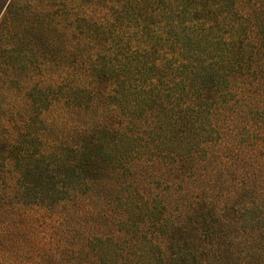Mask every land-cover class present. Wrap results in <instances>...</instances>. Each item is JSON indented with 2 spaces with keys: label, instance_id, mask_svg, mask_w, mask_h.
<instances>
[{
  "label": "trees",
  "instance_id": "obj_1",
  "mask_svg": "<svg viewBox=\"0 0 264 264\" xmlns=\"http://www.w3.org/2000/svg\"><path fill=\"white\" fill-rule=\"evenodd\" d=\"M17 1L0 58L33 26ZM37 1V54L11 46L37 57V110L0 143V264H191L189 224L240 203L262 241L264 0Z\"/></svg>",
  "mask_w": 264,
  "mask_h": 264
},
{
  "label": "rangeland",
  "instance_id": "obj_2",
  "mask_svg": "<svg viewBox=\"0 0 264 264\" xmlns=\"http://www.w3.org/2000/svg\"><path fill=\"white\" fill-rule=\"evenodd\" d=\"M17 2L16 9L19 8L22 14L27 17L25 23H31L33 26L29 28L18 26L15 28L17 31L15 35L12 32L13 36L3 39L7 48L2 51V58H0V101L2 100L1 103H4L2 104L3 111H0V143L4 140L5 131L9 127H14L16 134L25 131L24 119L26 115H31L37 110L34 107L26 108V94L23 90L28 77L23 66L31 60L35 66L32 65L31 67L29 79L30 82L37 81V57H32L30 53H28L29 57L17 56L18 51H11V46L16 45L18 50L25 47L29 48L31 45L36 48L37 54L38 1L18 0ZM38 3L40 5L41 2ZM17 44L19 45L17 46ZM6 82L10 93L7 90ZM31 125L37 127V120L33 119ZM262 180L264 182L263 177ZM7 185L6 175L0 171V191H5ZM243 209L241 203L236 205L232 210L235 211L234 214L232 211L231 213L227 212L220 217V220L207 225L209 230L205 234L202 233V228L205 229L202 221L189 224V228L194 234L190 239L180 240L177 243L181 248L189 247L192 249L195 258L189 257L188 260L191 264H196L197 260L200 264H264V239L261 241L258 237L250 234L256 229L250 227L239 216L244 211ZM33 236H36L34 240L37 241V225ZM170 253L171 255L175 254L173 251Z\"/></svg>",
  "mask_w": 264,
  "mask_h": 264
}]
</instances>
